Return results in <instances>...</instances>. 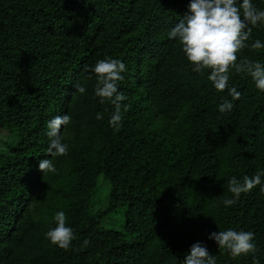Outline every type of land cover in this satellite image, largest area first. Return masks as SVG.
Segmentation results:
<instances>
[{
  "label": "trees",
  "instance_id": "obj_1",
  "mask_svg": "<svg viewBox=\"0 0 264 264\" xmlns=\"http://www.w3.org/2000/svg\"><path fill=\"white\" fill-rule=\"evenodd\" d=\"M188 3L0 0V132L14 138L0 152V264H182L196 242L216 264H254L252 254L231 258L208 239L229 228L254 232L264 264L260 186L227 208L221 203L232 195L229 178L264 169V93L230 69L229 87L241 95L231 111H218L231 99L227 88L217 91L207 72H193L167 35L189 15ZM253 3L264 9V0ZM256 39L264 42V25L246 43ZM236 55L264 63V48ZM105 58L126 65L118 128L108 125L113 105L94 97L90 69ZM64 114L69 150L50 157L46 125ZM45 158L54 173L38 170ZM100 176L110 190L105 208L93 211ZM118 209L123 228L107 229L101 220ZM58 211L75 236L67 250L45 237Z\"/></svg>",
  "mask_w": 264,
  "mask_h": 264
},
{
  "label": "clouds",
  "instance_id": "obj_2",
  "mask_svg": "<svg viewBox=\"0 0 264 264\" xmlns=\"http://www.w3.org/2000/svg\"><path fill=\"white\" fill-rule=\"evenodd\" d=\"M188 12L184 19L171 28L168 32L169 39H176L181 45V50L186 60L191 65V70L202 74L207 72V80L217 91L227 88L231 99H224L218 105V111L225 113L233 108V101L240 98L241 93L234 87H229L230 69L237 73L250 76L255 88L264 93V63L242 59L237 62V53L250 48L258 50L264 48V42L256 39L251 44L246 43L253 27L264 25V9L258 8L253 0H189ZM95 75L96 84L94 97L99 98V103L110 102L114 111L108 119L110 127L118 128L122 120L121 102L126 97L118 91V82L123 80L126 65L119 59H100L90 69ZM77 92L84 94L86 89L78 87ZM127 110V105L123 106ZM71 117L68 114L58 115L47 122L46 136L49 139L46 154L50 157L67 155L69 145L62 142L61 127L69 124ZM96 119H103L100 113ZM0 139H4L0 137ZM38 170L44 174L54 173L56 168L51 158L38 162ZM264 169L258 170L251 178L245 175L243 180L232 176L227 181V191L231 198L221 201L225 208L233 205L242 193L250 192L257 185L260 192L264 193ZM55 227H50L45 233L50 244L60 249L67 250L75 239L73 229L66 226V216L63 211H58L52 218ZM208 239L213 240L218 249H224L231 258L252 254L254 264L257 245L255 234L252 231L227 229L225 231L211 232ZM87 246L88 240H84ZM182 264H216V258L200 242L193 243L184 255Z\"/></svg>",
  "mask_w": 264,
  "mask_h": 264
},
{
  "label": "rangeland",
  "instance_id": "obj_3",
  "mask_svg": "<svg viewBox=\"0 0 264 264\" xmlns=\"http://www.w3.org/2000/svg\"><path fill=\"white\" fill-rule=\"evenodd\" d=\"M0 152L7 151V144L14 141V138L6 134L5 132H0ZM98 190L96 191L94 197L92 198V210H103L105 208L106 196L110 190L109 184L102 176L97 179ZM107 229L121 231L124 223V216L121 209L115 212L107 213L106 217L101 220Z\"/></svg>",
  "mask_w": 264,
  "mask_h": 264
}]
</instances>
